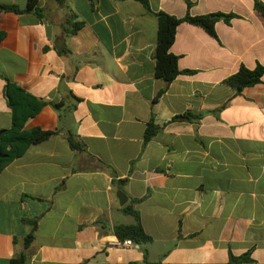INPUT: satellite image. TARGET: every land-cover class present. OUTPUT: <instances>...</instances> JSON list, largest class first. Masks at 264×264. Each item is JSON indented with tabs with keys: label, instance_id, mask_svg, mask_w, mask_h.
I'll list each match as a JSON object with an SVG mask.
<instances>
[{
	"label": "crops",
	"instance_id": "1",
	"mask_svg": "<svg viewBox=\"0 0 264 264\" xmlns=\"http://www.w3.org/2000/svg\"><path fill=\"white\" fill-rule=\"evenodd\" d=\"M148 3L177 18L235 17L216 22L215 37L180 24L170 53L195 74L166 83L154 77L157 21L139 2L0 11V131L11 126L6 78L45 103L24 130L55 133L0 171V264L20 254L24 264H264V74L240 93L224 83L241 66L264 67V16L254 0ZM68 21L82 25L68 34ZM186 112L201 116L173 120ZM151 117L158 131L144 143ZM118 192L139 200L149 244L120 245L114 227L134 221Z\"/></svg>",
	"mask_w": 264,
	"mask_h": 264
},
{
	"label": "trees",
	"instance_id": "2",
	"mask_svg": "<svg viewBox=\"0 0 264 264\" xmlns=\"http://www.w3.org/2000/svg\"><path fill=\"white\" fill-rule=\"evenodd\" d=\"M134 1L139 2L144 7L145 11L152 15L157 21V41L153 53L155 63L154 77L166 83H171L179 75L190 76L195 74L194 71L179 70L178 58L170 53V48L174 43L176 29L180 24L187 23L200 27L210 36L215 37L214 26L216 22L223 20L229 23L230 20L235 17L234 15L218 13L199 16H190L187 14L182 18H177L164 12H152L148 0ZM187 4L190 5L189 2ZM36 5L37 0H28V7L25 10H20L16 6H0V11L22 14L35 10V12L40 15V10L36 9ZM254 9L264 16V3L260 0H254ZM68 24L71 26V30L67 32L68 34L76 33L82 25L80 22L72 21H68ZM3 38L4 33L0 32V41ZM263 74L264 67L260 65L253 70H248L241 66L235 74L225 79L224 83L234 87L237 92L240 93L244 88L260 84ZM4 81L5 86L3 93L7 106L11 110V126L8 130H3L0 135V171L15 159L22 156L29 146L47 140L55 134L53 131H43L40 128H33L29 131L24 130L26 122L34 117L45 103L35 99L10 80L5 78ZM161 94L162 92L158 94L153 102H156ZM200 116V114L195 115L191 112H186L174 117L173 120L191 121L199 119ZM157 131L158 127L154 124L153 117H151L144 133V143H148L156 135ZM67 141L70 149L74 151L82 150V146L74 141L72 135L68 136ZM137 202H139V200H132L121 208L123 214L133 218V224L116 225L114 227V233L120 241L130 240L136 245L145 246L149 244L152 239L144 232L139 212L133 208V204ZM28 222L35 227L36 223L34 221ZM32 239L33 236L31 234L25 238L24 248L29 246ZM242 259L231 258L230 264H234ZM24 262L25 255L20 254L13 258L10 264H24Z\"/></svg>",
	"mask_w": 264,
	"mask_h": 264
},
{
	"label": "water",
	"instance_id": "3",
	"mask_svg": "<svg viewBox=\"0 0 264 264\" xmlns=\"http://www.w3.org/2000/svg\"><path fill=\"white\" fill-rule=\"evenodd\" d=\"M62 43H63V40H61V44L60 43H56L55 44V48L60 51L62 49ZM2 134V131H0V135ZM117 199H118V202H119V205L121 207H123L125 204H126V201H127V198L126 196L124 195V193L122 192H118L117 195H116Z\"/></svg>",
	"mask_w": 264,
	"mask_h": 264
},
{
	"label": "built area",
	"instance_id": "4",
	"mask_svg": "<svg viewBox=\"0 0 264 264\" xmlns=\"http://www.w3.org/2000/svg\"><path fill=\"white\" fill-rule=\"evenodd\" d=\"M120 245L124 248H130L134 246V243L130 240H124Z\"/></svg>",
	"mask_w": 264,
	"mask_h": 264
}]
</instances>
